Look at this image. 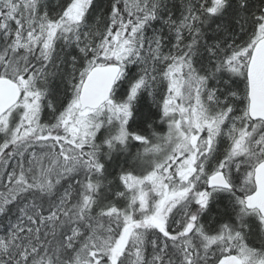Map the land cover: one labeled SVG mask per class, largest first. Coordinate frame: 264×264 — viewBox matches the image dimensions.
I'll use <instances>...</instances> for the list:
<instances>
[{
    "label": "snow or ice",
    "instance_id": "snow-or-ice-1",
    "mask_svg": "<svg viewBox=\"0 0 264 264\" xmlns=\"http://www.w3.org/2000/svg\"><path fill=\"white\" fill-rule=\"evenodd\" d=\"M0 264H264V0H0Z\"/></svg>",
    "mask_w": 264,
    "mask_h": 264
}]
</instances>
